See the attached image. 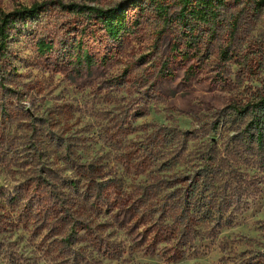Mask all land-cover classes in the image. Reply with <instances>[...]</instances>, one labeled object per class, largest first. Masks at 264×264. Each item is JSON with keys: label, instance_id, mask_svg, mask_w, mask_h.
<instances>
[{"label": "rangeland", "instance_id": "obj_1", "mask_svg": "<svg viewBox=\"0 0 264 264\" xmlns=\"http://www.w3.org/2000/svg\"><path fill=\"white\" fill-rule=\"evenodd\" d=\"M43 1L68 6L81 0H0V10L11 12ZM97 2L125 10L131 32L115 42L101 26L54 7L16 37V71L0 81V193L33 195L29 189L36 171L65 167L58 159L57 144L65 140L73 155L94 160L105 171L110 189L115 186L103 210L83 214L78 264H245L251 259L264 264V182L249 209L231 227L200 243L197 254L182 253L167 243V226L137 208L138 186L148 179L149 162L154 159L148 152L154 148L153 153L167 157V147H156L167 135V127L193 130L201 116L229 103L231 88H264V4L227 0L240 16L238 51L250 60L248 68L242 64L231 68L236 84L229 87L215 80L209 68L187 79L191 64L173 58V37L167 32L157 40L153 9L145 8L148 0ZM40 35L54 44L45 57L35 46ZM80 39L99 61L90 73L74 70L69 53L75 52L66 50ZM163 64H168L164 71ZM167 69L171 76L164 74ZM121 180L128 192L116 188ZM1 213L0 264L68 263V255H58V246L52 243L58 232L42 231L43 219L22 211L13 215L1 209Z\"/></svg>", "mask_w": 264, "mask_h": 264}, {"label": "trees", "instance_id": "obj_2", "mask_svg": "<svg viewBox=\"0 0 264 264\" xmlns=\"http://www.w3.org/2000/svg\"><path fill=\"white\" fill-rule=\"evenodd\" d=\"M257 1L260 6L264 4V0ZM148 2L149 5L144 6L153 9L157 40L167 32L173 37V58L191 64L187 79L209 68L215 72V80L225 86L236 84L232 83L231 68L238 64L248 68L250 60L238 51L240 47L235 42L240 32V16L232 11L227 0ZM54 7L68 9L91 25L101 26L115 42L131 32L125 10L102 7L97 0H81L68 6L61 1H43L11 12L0 10V81H6L16 71L13 61L16 37L33 28L44 18L43 14ZM77 42L66 49L70 52L72 48L75 52L74 55L69 53L70 62L74 70L90 73L99 61L88 53L82 39ZM35 46L40 57L54 49V44L41 35ZM167 67L168 64H163L162 71ZM166 72L168 76L173 74L170 69ZM230 90L233 96L229 103L221 110L201 116L197 128L167 127V135H163L165 141L156 146L162 150L167 147V157L153 153L154 148L148 152L154 159L149 162V180L138 186L137 208L167 226V243L182 253L197 254L200 243L214 238L223 228L231 227L262 191L264 88L241 85ZM57 144L60 147L58 159L65 167H44L36 171L35 184L29 189L33 195L20 191L10 197L12 193L7 196L0 193V214L1 209L3 212L7 209L13 215L22 211L26 216L43 219V232L61 233L52 239L58 246L57 254H67L66 262L78 264L76 246L80 229H85L83 214L92 209L103 210L115 186L110 189L105 171L94 160L84 161L79 155H73L65 140ZM68 172L72 174L66 177ZM116 188L128 192L122 180ZM260 263L251 259L245 264Z\"/></svg>", "mask_w": 264, "mask_h": 264}]
</instances>
